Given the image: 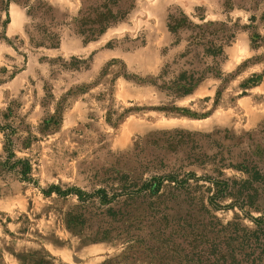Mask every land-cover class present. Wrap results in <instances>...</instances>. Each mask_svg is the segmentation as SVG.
<instances>
[{"label": "rangeland", "instance_id": "obj_1", "mask_svg": "<svg viewBox=\"0 0 264 264\" xmlns=\"http://www.w3.org/2000/svg\"><path fill=\"white\" fill-rule=\"evenodd\" d=\"M45 1L59 17L80 8V0ZM175 9L238 25L221 74L180 97L150 83L183 50L167 26ZM27 22L20 1L0 0V124L14 130L13 159L31 164V181L5 165L0 129V264H206L227 240L222 225L255 227L264 192L260 209L233 196L212 205L211 183L199 178H246L243 166L264 173V75L250 82L264 72V0H135L97 39L63 28L56 48L32 47ZM168 174L188 179L187 188L175 203L152 198L146 211L124 201L123 213L146 214L135 223L117 199L84 204L76 192L112 197L126 180ZM76 215L84 222L73 223Z\"/></svg>", "mask_w": 264, "mask_h": 264}, {"label": "trees", "instance_id": "obj_2", "mask_svg": "<svg viewBox=\"0 0 264 264\" xmlns=\"http://www.w3.org/2000/svg\"><path fill=\"white\" fill-rule=\"evenodd\" d=\"M17 1H20L26 9L28 22L25 31L29 44L34 48L58 47L63 28L81 36L86 42L95 40L109 27L125 19L135 4V0H80V8L76 15L59 17L55 7L45 0ZM197 16L201 22L195 21L182 9L170 10L168 13L167 26L175 37L173 44L183 45V50L173 60H168L160 74L151 79L150 83L169 95L177 97L189 95L209 75H220V65L225 59V47L236 37L238 30L236 23L205 20L203 14ZM15 48L18 50L17 47ZM23 55L26 57V54ZM14 68L12 75L18 69L15 65ZM263 75L264 72L251 80V86L257 85ZM0 129L4 132L6 139L5 150L8 159L5 165L20 174L23 180L31 181L29 175L31 164L24 159H13L15 153L11 137L14 130L1 124ZM241 168L247 174L246 178L233 180L216 177L199 178L211 183V186L207 187V191L212 192L209 197L210 204L214 205L216 201L226 196H233L241 207L248 205L260 209V205L256 201L260 191L264 192V173L256 166ZM192 175L194 176V174ZM122 178L127 179L128 175ZM132 180L131 183L126 180L120 187V191L112 197H109V193L105 190H97L92 194H85L80 189H76V192L84 204L95 197L103 204L115 202L117 199L116 203L121 207L119 213L124 214L125 220L131 219L135 223L144 219L146 214L138 208H136V211L139 212L138 216L135 214L131 217L129 212L123 213L122 203L124 201L131 199L138 205H142L144 211L147 210V207L143 205L148 206L149 203L155 202L152 198H156L158 203H175L189 183L188 179H178L175 174L154 176L138 183H136V179ZM52 190H56L59 194L73 192L72 190L63 191L58 186H52L50 191ZM119 197L124 199L120 200ZM152 205L150 204L148 207ZM70 220L73 223L84 222L82 215L73 216ZM253 221L255 227L252 229L242 227L239 222H230L227 226L222 225L221 231L227 240L214 244L211 262L206 264H264V214L254 218ZM224 245L227 246L228 253L225 252ZM237 253L241 256L238 257Z\"/></svg>", "mask_w": 264, "mask_h": 264}]
</instances>
